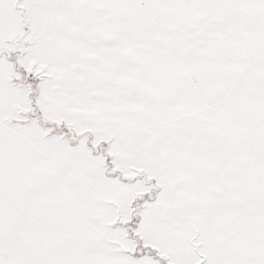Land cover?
Instances as JSON below:
<instances>
[{"label":"snow or ice","instance_id":"obj_1","mask_svg":"<svg viewBox=\"0 0 264 264\" xmlns=\"http://www.w3.org/2000/svg\"><path fill=\"white\" fill-rule=\"evenodd\" d=\"M0 264H264V0H0Z\"/></svg>","mask_w":264,"mask_h":264}]
</instances>
